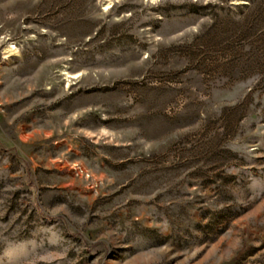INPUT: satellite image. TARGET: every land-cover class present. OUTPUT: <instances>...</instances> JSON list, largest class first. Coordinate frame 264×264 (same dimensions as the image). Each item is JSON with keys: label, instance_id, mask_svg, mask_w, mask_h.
Returning a JSON list of instances; mask_svg holds the SVG:
<instances>
[{"label": "rangeland", "instance_id": "1", "mask_svg": "<svg viewBox=\"0 0 264 264\" xmlns=\"http://www.w3.org/2000/svg\"><path fill=\"white\" fill-rule=\"evenodd\" d=\"M0 264H264V0H0Z\"/></svg>", "mask_w": 264, "mask_h": 264}, {"label": "bare ground", "instance_id": "2", "mask_svg": "<svg viewBox=\"0 0 264 264\" xmlns=\"http://www.w3.org/2000/svg\"><path fill=\"white\" fill-rule=\"evenodd\" d=\"M104 2H105V3H108V2H109V0H104Z\"/></svg>", "mask_w": 264, "mask_h": 264}]
</instances>
